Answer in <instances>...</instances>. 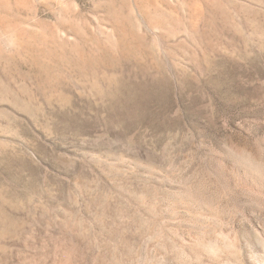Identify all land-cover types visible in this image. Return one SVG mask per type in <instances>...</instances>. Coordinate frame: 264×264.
Returning a JSON list of instances; mask_svg holds the SVG:
<instances>
[{
	"label": "rangeland",
	"instance_id": "374dc122",
	"mask_svg": "<svg viewBox=\"0 0 264 264\" xmlns=\"http://www.w3.org/2000/svg\"><path fill=\"white\" fill-rule=\"evenodd\" d=\"M247 234L264 0H0V264H228L203 245Z\"/></svg>",
	"mask_w": 264,
	"mask_h": 264
},
{
	"label": "bare ground",
	"instance_id": "6f19581e",
	"mask_svg": "<svg viewBox=\"0 0 264 264\" xmlns=\"http://www.w3.org/2000/svg\"><path fill=\"white\" fill-rule=\"evenodd\" d=\"M189 191H190V194L189 193L188 194L191 196L193 193H191V190H189ZM232 236H226V240L225 241L223 240L222 244L220 242H208L207 245H203V246L206 247V249L209 250L216 257H217L218 254L220 256L221 253L224 254V255L226 253L225 256H227V257H225V256L224 257L227 259V263L228 264H264V239L260 240V238H259V240H260L259 242L260 243L253 244L254 240L250 237L251 234H250V236L248 235L246 238L244 236V238L242 240L240 239L242 241L243 247L241 245L242 248H239V245L241 244L240 242L238 244V240L237 239H239V238L236 239L235 237H232ZM253 236H254V233H253ZM255 237L258 238V236H256V235H255ZM205 240H204V242H205ZM201 243H203V242H201ZM194 246H196V245H194ZM224 250H226V251H224ZM195 253H196V251H195Z\"/></svg>",
	"mask_w": 264,
	"mask_h": 264
}]
</instances>
